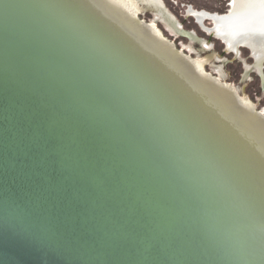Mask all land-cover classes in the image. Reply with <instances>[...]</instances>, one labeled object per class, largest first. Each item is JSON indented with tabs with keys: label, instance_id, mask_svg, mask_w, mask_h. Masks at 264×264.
<instances>
[{
	"label": "water",
	"instance_id": "95a60500",
	"mask_svg": "<svg viewBox=\"0 0 264 264\" xmlns=\"http://www.w3.org/2000/svg\"><path fill=\"white\" fill-rule=\"evenodd\" d=\"M0 264H264V157L109 0H0Z\"/></svg>",
	"mask_w": 264,
	"mask_h": 264
},
{
	"label": "rangeland",
	"instance_id": "374dc122",
	"mask_svg": "<svg viewBox=\"0 0 264 264\" xmlns=\"http://www.w3.org/2000/svg\"><path fill=\"white\" fill-rule=\"evenodd\" d=\"M140 21L149 24L168 39L178 51L191 57L200 67L253 107L264 117V38L257 42L250 37L236 42L231 40L233 32L226 25L201 20L200 26L188 15L187 9L195 13L217 14L227 17L234 10L235 0H129ZM244 5L245 0H240ZM256 17L244 22V27L256 31L264 26V0L258 3ZM195 16V15H193ZM207 17V16H205ZM223 27L217 35L215 31ZM209 31V33L205 30ZM210 33L215 36L210 37ZM208 44L205 45L204 43ZM230 44V47L228 46ZM189 47L193 49L190 51Z\"/></svg>",
	"mask_w": 264,
	"mask_h": 264
},
{
	"label": "bare ground",
	"instance_id": "6f19581e",
	"mask_svg": "<svg viewBox=\"0 0 264 264\" xmlns=\"http://www.w3.org/2000/svg\"><path fill=\"white\" fill-rule=\"evenodd\" d=\"M109 1L155 35L167 47V49L183 64V66L216 99V101L222 106L258 153L264 157V117L261 114L256 113L253 107L239 99L231 88H228L219 79L208 74L203 67H200L197 64L195 60L183 52L178 51L174 44L166 39L158 30L149 24H145L140 21L129 0ZM260 2L261 0H245V4L241 5L240 0H235L234 10L232 14L227 17H219L217 14L208 15L209 13L207 14V12L197 14L195 11H191L189 7L187 11H189L188 15H195V20L199 23V25H201V20H203L205 16H210L217 24L223 26L226 25L233 32L231 40L234 42L242 38L250 37L251 33L254 34L253 38L259 42L264 38V26L260 27L256 33L255 31L250 32V30L242 28V26L244 27V22L253 19L254 16H257L256 12L260 10L258 5ZM221 29H223V27H219V31H221ZM209 31H211V29H209ZM209 31L207 32L209 33ZM213 31H215V27H213ZM219 31H215V35H217ZM189 49L190 51L193 50L191 47H189Z\"/></svg>",
	"mask_w": 264,
	"mask_h": 264
},
{
	"label": "flooded vegetation",
	"instance_id": "af4514ba",
	"mask_svg": "<svg viewBox=\"0 0 264 264\" xmlns=\"http://www.w3.org/2000/svg\"><path fill=\"white\" fill-rule=\"evenodd\" d=\"M190 8V7H189ZM188 13H189V11H187ZM194 19H195V16H193V15H191ZM206 19H209L208 17H205ZM204 18V19H205ZM203 19V20H204ZM197 22V21H196ZM199 24V23H198ZM200 26H202V27H204L202 24L200 25ZM205 29V28H204ZM206 30V29H205ZM207 31V30H206ZM208 43L207 42H205V45H207ZM229 47H230V44L228 45Z\"/></svg>",
	"mask_w": 264,
	"mask_h": 264
}]
</instances>
